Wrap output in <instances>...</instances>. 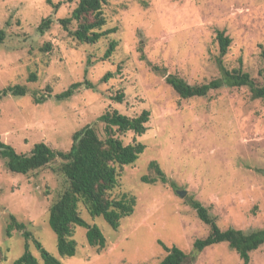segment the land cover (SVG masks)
Listing matches in <instances>:
<instances>
[{"label": "rangeland", "instance_id": "rangeland-1", "mask_svg": "<svg viewBox=\"0 0 264 264\" xmlns=\"http://www.w3.org/2000/svg\"><path fill=\"white\" fill-rule=\"evenodd\" d=\"M78 1L0 0V29L5 32L0 91L26 88L24 96L0 100V141L19 154H28L40 142L67 152L73 134L87 125L104 138L97 119L106 110L128 117L147 110L143 135L120 136L125 145L135 141L145 148L122 168L109 195L133 196V213L113 230L81 209L82 218L101 230L105 247L89 246L85 229L75 228V256L62 258L47 222L51 203L67 185L57 171L61 160L27 175L10 173L0 160V264H12L24 249L22 231L5 235L10 215L63 264H157L166 255L160 243L182 250L189 264H244L226 243L194 252L193 242L206 237L209 227L187 200L206 207L221 230L264 229V100L252 99L246 87L182 99L164 82L162 69L190 85L219 77L215 37L221 31L230 39L223 66L240 68L262 85L264 0H112L102 7L106 24L101 31L116 32L95 44L80 43L71 35L75 21L66 27L59 23L70 17ZM48 17L52 23L40 34L38 27ZM110 41L116 47L103 59ZM108 72L112 77L101 81ZM31 75L35 80L30 81ZM86 81L94 88L82 87L67 101H33L34 94L46 95L47 87L54 96ZM117 93L124 95L121 103L111 99ZM152 161L168 183L141 181L155 176L149 169ZM247 264H264V245L249 254Z\"/></svg>", "mask_w": 264, "mask_h": 264}, {"label": "trees", "instance_id": "trees-1", "mask_svg": "<svg viewBox=\"0 0 264 264\" xmlns=\"http://www.w3.org/2000/svg\"><path fill=\"white\" fill-rule=\"evenodd\" d=\"M112 0H79L72 10L70 17L59 21L64 27L71 21L77 23L76 29L71 35L80 43L95 44L101 38L116 32L115 28L101 31L106 24L102 13L103 5ZM52 23L50 17L42 20L38 32L43 34ZM216 41L219 46V57L216 63L219 69V77L200 85H190L175 74H165L164 82L182 99L205 97L210 91L227 88H248L252 99L264 100V82L256 85L240 68L227 70L221 57L225 55L230 44V39L223 32L216 33ZM5 39V32L0 29V44ZM116 47L115 41H110L103 55V59L111 56ZM264 57V51H263ZM143 59V57H142ZM154 72H160L157 66L151 67ZM112 73H106L101 81L106 82L112 77ZM264 79V77H263ZM35 80L31 75L30 81ZM82 87L93 89L89 82L72 83L65 91L52 96L34 94L33 101L40 104L52 98L57 102L67 101ZM26 94V88L21 85L7 87L0 91V100L6 96L21 97ZM123 93H117L111 99L117 103L123 101ZM149 112L142 110L135 117H128L117 110H106L101 114L97 122L103 125L101 139L93 126L87 125L75 132L72 143L67 152L54 151L46 144L40 142L34 144L28 154H19L10 145L0 141V160L10 173L27 175L36 170L49 166L57 159L61 160L58 173L65 179L66 187L51 203L48 211V226L55 235L56 250L60 257L71 258L76 253V243L72 239L75 228L85 229V239L89 246L104 249L105 238L95 224H88L81 216V209L87 215L102 220L113 230L117 229L121 219L130 216L135 206V198L123 193L119 198H110V193L118 186L119 174L123 167L132 165L144 151V145L140 142L123 144L120 136L127 133L141 136L146 131L149 121ZM149 169L155 173L154 177L143 176L141 181L145 184L160 182L166 184L167 178L156 162L149 163ZM172 188L175 185L169 184ZM187 204L194 210L197 218L209 227L206 237L193 242L194 252H201L207 247L226 243L234 250L244 264L249 262V254L264 245V229L243 232L233 228L221 230L215 223L206 207L200 202L189 198ZM22 231L24 249L22 254L12 264H40L38 259L29 251V241L39 253L41 264H63L58 258L46 251L39 241L34 239L25 230V225L18 222L14 216H9V223L5 228V235L10 237L11 231ZM166 255L157 264H189L187 255L177 247H165Z\"/></svg>", "mask_w": 264, "mask_h": 264}, {"label": "water", "instance_id": "water-1", "mask_svg": "<svg viewBox=\"0 0 264 264\" xmlns=\"http://www.w3.org/2000/svg\"><path fill=\"white\" fill-rule=\"evenodd\" d=\"M178 194L183 197L184 196V193L183 192H178Z\"/></svg>", "mask_w": 264, "mask_h": 264}]
</instances>
